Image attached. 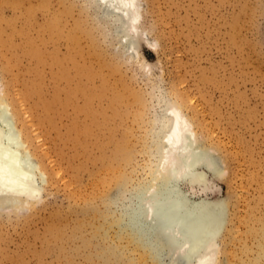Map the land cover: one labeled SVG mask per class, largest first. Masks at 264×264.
Instances as JSON below:
<instances>
[{
    "label": "rangeland",
    "instance_id": "1",
    "mask_svg": "<svg viewBox=\"0 0 264 264\" xmlns=\"http://www.w3.org/2000/svg\"><path fill=\"white\" fill-rule=\"evenodd\" d=\"M141 2L145 34L138 45L139 55L129 57L117 51L115 39L103 36L83 0H0V91L4 87L8 99L15 102L17 125L32 136V155L43 164L48 179L42 183L40 201L29 209L0 210V264H90L85 254L97 240L89 247L81 245L82 236L89 234L86 229L85 233L77 229L78 241L68 236L88 205L104 207L99 199L102 187L90 174L96 173L99 179L108 175L101 165V152L107 157L112 149L111 144L95 149V129L87 138L89 147L79 145L78 126L91 120L80 121L81 95L76 93L67 104L54 103L53 97L60 90L62 99L64 89L75 87L85 75L79 76L71 67L67 79H57L65 66L51 62L68 51L78 57L79 49L93 60L94 54L87 51L91 38L101 56L95 55L90 66L96 72L98 61L101 68L88 87L103 88V92L90 107L101 108L109 117L116 110V134L130 141L131 160L119 168L128 177L123 186L130 187L148 175L151 155L144 150V140L154 104L151 95L161 86L167 95L180 99L195 121L199 138L214 148L225 170L214 180L215 191L228 205L226 227L218 239L220 259L242 264L247 257L244 246L256 248L257 238L248 228L264 219V0ZM53 17L60 19L63 34H52L45 27ZM69 31L79 36L76 45L65 37ZM29 41L41 51L43 62L37 63L26 52ZM95 119L106 140L113 121L102 123L104 116ZM116 189L112 182L104 191L112 196ZM230 223H234L233 235L226 241ZM52 226L62 232L60 239L55 238Z\"/></svg>",
    "mask_w": 264,
    "mask_h": 264
},
{
    "label": "bare ground",
    "instance_id": "2",
    "mask_svg": "<svg viewBox=\"0 0 264 264\" xmlns=\"http://www.w3.org/2000/svg\"><path fill=\"white\" fill-rule=\"evenodd\" d=\"M83 1L92 10H90L92 20L103 36H109L117 41V51L120 54L123 53L129 57L139 55L138 45L145 34L142 28L141 0ZM59 20L58 17H53L45 27L52 31V34L55 32L59 34L62 32ZM79 27L82 28L83 25L79 24ZM83 30L86 31L82 28ZM73 32L69 31L65 35L70 45L72 43L76 45L79 38ZM86 34L91 35L89 32ZM89 40L91 46L87 51L99 58L100 50L93 44V38ZM78 51L80 53L78 57L74 56L75 52L68 51L63 58L54 59L51 62L56 67L65 66L58 73L57 79H67L70 71L73 72L71 67L76 69L75 72L79 76L85 75V79L80 78V81L75 83V87L64 89L62 99L60 90H58L53 101L67 104L73 102L76 93L80 94L84 103L78 108V112H82L80 121L86 118L91 120L90 123L86 120L82 121L83 123L81 122L78 126L81 130L76 129L80 131V134L77 133V142L83 147L82 149H85L88 146L87 140L90 139L87 138L93 134L92 130L95 129L97 136L93 135V137L96 141L98 140L97 144L95 143V149L99 147L103 150L111 144L112 153L108 158V154L106 157L103 155L104 152H101L102 163L99 160L108 175L99 179L96 173H89L102 187L99 199L104 203V207L98 209L88 205L83 211V217L75 223L73 230L76 228V231L70 233L68 239L76 237L77 240L79 233H76L77 229L80 232L86 229L89 234L82 236L81 245L89 247L93 240H97L91 245L93 250L85 254V259L90 264L113 262H121V264H229L220 259L221 247L218 243L226 227L228 205L221 198L218 190L215 191L214 186V180L222 176L225 170L214 148L204 144L199 138L193 117L184 110V105L179 98L167 95L161 86H157V92L150 94L154 104L146 132L148 139L144 140V150L151 155L150 162L145 163L148 166V175L146 179L130 187L123 186L126 181L128 183V177L122 176L120 173H123L124 169L122 167L123 170L120 171L119 168L122 162L131 160V149L128 144L130 141L127 139L128 136H117L116 134L114 128L116 110L113 111V116L109 117L99 107L97 110L91 109L90 104L93 101L99 102L101 92H103V88L88 87L89 82L99 77L101 64L97 61L98 69L95 72L90 65L96 58L93 56V60H90L91 57H85L84 50L79 49ZM26 52L35 57L37 63L43 62L41 51L31 44V41L26 45ZM3 90L0 91V210L17 212L29 209L33 203L40 201L38 199L42 192V183H46L48 179H46L47 173L43 164L32 155L30 149L32 136L28 137L29 133H24L25 128L21 129L17 125L18 113L15 102L9 100L10 98L8 99ZM98 115L104 116L105 121L102 123L113 121V128L106 131L108 133H106V140L101 136L103 129H100L95 119L99 117ZM112 182H115L117 189L115 193L112 192L114 193L112 196H109L104 190ZM257 222L259 223L255 224V227L248 228V233L257 238L256 248L244 246L243 251L247 253V257L242 258V264H264V219L257 220ZM67 228L69 229L68 226ZM233 228L234 223H230L226 228V241L232 237ZM51 231L56 239H60L62 232L58 226H52ZM226 247V244H223L224 251L227 250Z\"/></svg>",
    "mask_w": 264,
    "mask_h": 264
}]
</instances>
